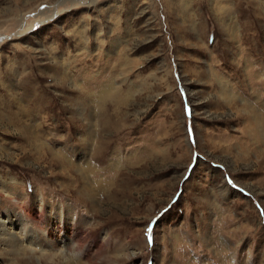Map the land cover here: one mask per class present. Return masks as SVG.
I'll use <instances>...</instances> for the list:
<instances>
[{
  "label": "rangeland",
  "instance_id": "obj_1",
  "mask_svg": "<svg viewBox=\"0 0 264 264\" xmlns=\"http://www.w3.org/2000/svg\"><path fill=\"white\" fill-rule=\"evenodd\" d=\"M0 114V264H264V0H0Z\"/></svg>",
  "mask_w": 264,
  "mask_h": 264
},
{
  "label": "bare ground",
  "instance_id": "obj_2",
  "mask_svg": "<svg viewBox=\"0 0 264 264\" xmlns=\"http://www.w3.org/2000/svg\"><path fill=\"white\" fill-rule=\"evenodd\" d=\"M229 9V8H228ZM226 10H227V8H226ZM226 12V11H225ZM228 12V11H227ZM59 68H62V67H59ZM63 70H64V68H63ZM61 73H63L64 75H60ZM252 73V72H251ZM60 74H59V76H58V80H59V84H64L65 82H66V79H67V73H65V71H62V72H60ZM69 79V78H68ZM58 84V85H59ZM110 85L108 84V85H106V84H104L102 87H101V90H100V93H98L97 94V97H99V102H105V101H109V102H111V104L115 107V105H118L119 107L122 105V104H124L125 103V99H121V98H119L120 97V89H119V87L118 88H115V87H109ZM223 86V85H222ZM221 87V86H220ZM118 89V90H117ZM227 89V88H226ZM223 90H225V89H223ZM231 90V89H230ZM79 91V90H78ZM102 91V92H101ZM234 92V91H233ZM221 93V92H220ZM226 93V92H225ZM222 94V93H221ZM93 96H95V93H93L92 94ZM90 97V96H89ZM122 98H124V97H122ZM234 98H235V96H234ZM239 99V98H238ZM84 101H86L85 99H82L81 101H78V99H77V105H75V108L77 107V109H75V110H79V109H82V108H80V107H82V106H84L85 108H86V105L87 104H85V105H82L81 104V102H84ZM246 101V100H245ZM98 102V103H99ZM233 102V101H232ZM231 103V102H230ZM246 105V104H245ZM88 107V106H87ZM7 108V107H6ZM106 114V113H105ZM4 116V115H3ZM98 117V116H97ZM100 117V116H99ZM112 116H110V115H104L102 118H104L105 119V123H104V129L106 130H114L115 131V129H116V127L112 124V123H110V120L112 119L111 118ZM122 118V117H121ZM0 119L2 120V115L0 114ZM0 120V121H1ZM103 130V129H102ZM106 130V131H107ZM86 131V130H85ZM104 132V131H103ZM108 132V131H107ZM105 133V132H104ZM256 136V135H255ZM84 137V136H83ZM91 137V136H90ZM85 140V139H84ZM81 141V140H80ZM83 142V141H82ZM91 142V141H90ZM104 142V141H103ZM81 143V142H80ZM89 143V142H88ZM85 144V143H84ZM91 144V143H90ZM89 144V145H90ZM81 145H83V144H81ZM92 145H93V143H92ZM31 146V145H30ZM101 146V145H100ZM145 151L147 150V148L145 147V148H143ZM152 151V150H151ZM154 154H155V152L156 151H152ZM50 153V152H49ZM61 155V154H60ZM91 155H93L92 153H91ZM45 156H47L46 155V153H45ZM52 156L54 157V158H52L51 160H56L57 159V163L58 164H62V166H63V168L65 167L66 169L67 168H69V166H67L66 165V159H63V160H61V159H58L59 157L57 156V155H55V154H52ZM94 156V155H93ZM65 157V156H64ZM94 159V158H93ZM133 159V158H132ZM137 159V158H136ZM94 161V160H93ZM118 162V161H117ZM74 163V162H73ZM73 163L71 164V166L70 167H72L73 166ZM75 164V163H74ZM53 165V164H52ZM65 165V166H64ZM113 165H117V164H114L113 163ZM88 166V165H87ZM86 166V167H87ZM111 166V165H110ZM113 167V166H112ZM115 167V166H114ZM91 168V167H90ZM76 170V169H75ZM79 170V169H78ZM83 170V169H82ZM65 171V170H64ZM67 173V172H66ZM84 173V172H83ZM89 173V172H88ZM96 173V172H95ZM67 175V174H66ZM86 175H87V173H86ZM91 177H93V176H91ZM87 179V178H86ZM84 180V179H83ZM90 180V179H89ZM82 182V181H81ZM92 182V181H91ZM83 183V182H82ZM86 183V182H85ZM84 183V184H85ZM79 184V183H78ZM87 184V183H86ZM94 184V183H93ZM88 185H89V183H88ZM80 186V185H79ZM83 186V185H82ZM89 186H93V185H89ZM84 188V187H83ZM83 188H81V189H83ZM88 189V188H87ZM87 189L85 190V191H87ZM92 189V188H91ZM94 189V188H93ZM97 191V190H96ZM85 193V192H84ZM91 193H92V190H91ZM86 195V194H85ZM24 199V198H23ZM25 199H27V198H25ZM86 199H88V197L86 198ZM21 200V199H20ZM24 202V201H23ZM17 204H19V206H23V207H25V209L27 208V213L29 214L30 213V208L32 207V205L33 206H37V208H38V210H40V211H44V207H43V205H42V203H17ZM90 204V203H89ZM85 207V206H84ZM24 209V210H25ZM78 216H79V214H78ZM31 217V219H33V221H39V219L42 217L41 216V212H38V214H34V216H30ZM80 218V217H79ZM79 218H78V222L79 223H84L85 221H83L82 222V220L80 219L79 220ZM66 219V218H65ZM55 220V219H54ZM32 221V222H33ZM11 222V221H10ZM40 222V221H39ZM51 222V221H50ZM1 223H3V222H1ZM34 223V222H33ZM3 224H6V223H3ZM1 227H3V226H1ZM59 227V226H58ZM8 228H9V226H8ZM5 229V228H4ZM3 230V229H2ZM65 233V232H64ZM49 234V233H48ZM50 235V234H49ZM62 235V234H61ZM52 236V235H51ZM9 237H11V240H10V243L12 244V246L14 247V243L17 245L19 242H18V240L17 239H14V236L13 235H11L10 233H8L7 234V239H9ZM78 237V236H77ZM51 238V237H50ZM52 239V238H51ZM77 240V239H76ZM53 241V240H52ZM78 241V240H77ZM74 242V241H73ZM78 243V242H77ZM76 243V244H77ZM21 244V243H20ZM19 244V245H20ZM23 244V243H22ZM53 245V244H52ZM79 245V244H78ZM77 245V246H78ZM22 246V245H21ZM20 246V247H21ZM19 246H17L16 248H19V249H21ZM74 248V247H73ZM75 248H77V247H75ZM78 249V248H77ZM17 251H19V250H17ZM68 251V250H67ZM77 253H78V251H77ZM79 254H81L80 252H79ZM68 256V255H67ZM68 258V257H67ZM77 260H78V258H76ZM76 264V263H75Z\"/></svg>",
  "mask_w": 264,
  "mask_h": 264
},
{
  "label": "snow or ice",
  "instance_id": "obj_3",
  "mask_svg": "<svg viewBox=\"0 0 264 264\" xmlns=\"http://www.w3.org/2000/svg\"><path fill=\"white\" fill-rule=\"evenodd\" d=\"M151 231V228H149V232Z\"/></svg>",
  "mask_w": 264,
  "mask_h": 264
}]
</instances>
